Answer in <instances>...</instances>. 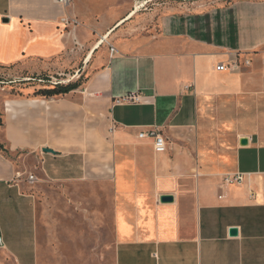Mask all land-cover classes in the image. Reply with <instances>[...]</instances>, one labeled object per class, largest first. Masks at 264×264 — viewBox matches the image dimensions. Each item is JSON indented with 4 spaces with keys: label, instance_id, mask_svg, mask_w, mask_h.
<instances>
[{
    "label": "crops",
    "instance_id": "0c3cea01",
    "mask_svg": "<svg viewBox=\"0 0 264 264\" xmlns=\"http://www.w3.org/2000/svg\"><path fill=\"white\" fill-rule=\"evenodd\" d=\"M150 2L0 0V70L84 76L61 95L0 93V143L19 153L0 150V236L16 257L6 241H40L47 184L110 234L115 264H264V0ZM237 57L252 63L216 69ZM151 128L165 151L139 136Z\"/></svg>",
    "mask_w": 264,
    "mask_h": 264
},
{
    "label": "rangeland",
    "instance_id": "374dc122",
    "mask_svg": "<svg viewBox=\"0 0 264 264\" xmlns=\"http://www.w3.org/2000/svg\"><path fill=\"white\" fill-rule=\"evenodd\" d=\"M142 1L144 0H139V4ZM163 1L165 0H152L150 4ZM212 1L225 3L232 0ZM70 79L74 78L69 75L49 78L43 77V74L37 76L19 67L2 69L0 70V93L10 86L13 92H20L22 88L37 90L40 86L44 89L64 87L69 84L79 85L77 87L79 88L84 76L72 82ZM3 144L6 146L5 143ZM18 154L10 151L9 157L16 161ZM97 172L108 175L109 164L106 162L104 167L100 164ZM69 198L59 191L55 193L53 188L46 184L37 195L40 241H6L9 246L13 244L22 257H16L4 244L0 246V264H115V241H112L110 234H107L103 241L98 240L94 224L80 210L81 203L77 200L78 198L76 200ZM91 204L94 205L93 202ZM55 208H59L58 213H54ZM64 210L69 213H64ZM53 216L56 220H53Z\"/></svg>",
    "mask_w": 264,
    "mask_h": 264
},
{
    "label": "built area",
    "instance_id": "2783aa9c",
    "mask_svg": "<svg viewBox=\"0 0 264 264\" xmlns=\"http://www.w3.org/2000/svg\"><path fill=\"white\" fill-rule=\"evenodd\" d=\"M58 3L62 4L63 6H69L73 0H56ZM147 5V4H146ZM61 23L65 26V28H69L71 26H75L78 24V20L75 17L71 16H64L61 19ZM103 41V40H101ZM110 51L111 53L115 52V47L113 45H110ZM252 60L251 59H245L242 62L237 58L232 59L228 62H220L216 69L219 71H225V70H230V71H237L242 67V64L245 66L251 65ZM263 64H264V57H263ZM122 101H131V102H140L141 98L137 94H128L121 99ZM139 136L141 138L145 137H151L154 139L155 142V149L159 152L165 151L167 149V141L165 136L156 128H151L148 130L141 131L139 133ZM248 173L245 172H237L235 174H228L224 177L223 183L221 186L225 185H230L234 183H242L244 181L245 176ZM36 177L34 175L29 176V181L34 182ZM252 196H254V193H251ZM4 241L3 238L0 236V246H4Z\"/></svg>",
    "mask_w": 264,
    "mask_h": 264
},
{
    "label": "trees",
    "instance_id": "16d2710c",
    "mask_svg": "<svg viewBox=\"0 0 264 264\" xmlns=\"http://www.w3.org/2000/svg\"><path fill=\"white\" fill-rule=\"evenodd\" d=\"M79 85H72L69 84L64 87H53V88H45V89H40L38 91L39 94L45 95V96H55V95H61L70 92L71 90H74L78 87ZM3 113L2 110L0 111V126L3 124ZM0 150L3 151L5 155L9 157L10 149L6 147L3 143H0Z\"/></svg>",
    "mask_w": 264,
    "mask_h": 264
},
{
    "label": "water",
    "instance_id": "95a60500",
    "mask_svg": "<svg viewBox=\"0 0 264 264\" xmlns=\"http://www.w3.org/2000/svg\"><path fill=\"white\" fill-rule=\"evenodd\" d=\"M241 143L244 144V145L247 144L248 143V139L247 138H242L241 139ZM45 151L54 152L52 149H45ZM161 200L164 201V202H167V201L173 200V197L172 196H163V197H161ZM237 234H238V228L237 227H231L230 228V235L235 236Z\"/></svg>",
    "mask_w": 264,
    "mask_h": 264
},
{
    "label": "bare ground",
    "instance_id": "6f19581e",
    "mask_svg": "<svg viewBox=\"0 0 264 264\" xmlns=\"http://www.w3.org/2000/svg\"><path fill=\"white\" fill-rule=\"evenodd\" d=\"M148 1H149V0L143 1L140 7L144 6V4H145L146 2H148ZM139 9H140V8H139ZM139 9H138V6H137V10H139ZM100 43H101V42H99L98 45H99Z\"/></svg>",
    "mask_w": 264,
    "mask_h": 264
}]
</instances>
